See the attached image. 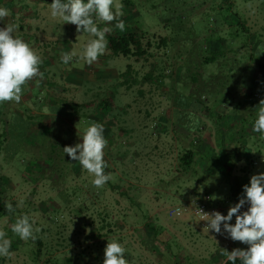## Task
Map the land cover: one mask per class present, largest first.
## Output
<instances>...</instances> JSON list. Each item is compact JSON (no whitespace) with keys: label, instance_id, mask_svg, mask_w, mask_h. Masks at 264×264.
Returning a JSON list of instances; mask_svg holds the SVG:
<instances>
[{"label":"rangeland","instance_id":"rangeland-1","mask_svg":"<svg viewBox=\"0 0 264 264\" xmlns=\"http://www.w3.org/2000/svg\"><path fill=\"white\" fill-rule=\"evenodd\" d=\"M131 1L150 28L143 43L148 44L147 49L155 58L148 56L136 65L131 57L113 56L107 48L89 66L78 56L93 37L76 30L77 44L69 52L75 51L76 58L66 65L61 60V50L54 46L42 48L39 52L46 57L45 64L50 62L49 58L55 59L54 65L45 68L50 74L33 80L38 84L25 93V103L15 109L11 102L0 104V177L3 178L0 188L5 185L8 188V191L0 189V209L5 208V202L15 207L13 214L6 208L1 210L7 213L0 218V230L11 239L10 250L19 255V264H103L104 248L109 240H116L126 248L125 258L130 264H206L216 249L229 252L246 249L245 244L232 241L227 233L215 237L200 229L190 213L174 220L168 218L166 211L172 206H191L209 194L214 207L226 215L243 192L239 188L237 194L226 178V169L234 158L241 157L236 163L246 167L249 178L264 173V139L253 130L246 131V126L254 125L258 104L264 99V0ZM166 18L168 24L163 25ZM57 22L62 36L63 21L58 18ZM97 23L101 28H114L116 22ZM217 36L222 38L221 42ZM162 37H172L174 41L161 45ZM152 43L155 47H151ZM214 44L220 45L216 49L218 57L204 63L203 58L210 54ZM129 63L136 72L121 75ZM74 79L81 85L72 83ZM48 87L54 88L58 95V88L67 89L62 98L50 100ZM138 91L142 93L140 96ZM248 93H252L250 99ZM74 99H87L85 108L72 105ZM171 105L180 111L172 114L171 122L176 126L181 120L183 127L212 124L218 140L212 138L213 133L210 142L221 144L217 163L206 155L204 159L196 157L190 170H179L178 156L188 142L196 140L193 133L180 145H169L167 139L161 144L163 153L161 146L154 149L153 143L157 142L151 139L159 130L157 120H162L163 110ZM146 106L153 107L155 118L138 113ZM41 110L49 116L53 114L52 123L59 118L67 119L64 111H72L70 117L77 119L78 128L84 129L92 122L101 123V113L106 112L115 130L132 129L119 141L128 143L117 148L123 158L107 163L105 171L113 179L97 189L91 183L93 177H88L77 161L65 160L63 148L68 145L65 140L68 134L63 135L62 146L43 145L46 142L39 130L24 136L23 121ZM138 124L144 125L142 130L150 138L143 149L130 144L140 132ZM170 127L167 125L169 133ZM229 143L232 153L227 147ZM44 152L50 156H44ZM41 160L44 162L39 163ZM142 161L150 166L142 173L144 179L140 176ZM111 168L115 171L107 172ZM241 183L248 184L244 180ZM246 209L247 205L242 211ZM25 214L42 229L35 241H22L11 231L16 219ZM149 221L162 230L156 241L143 243V232L151 237L146 229ZM234 222L235 217L231 223ZM75 237L83 250L80 258L69 246ZM56 238L61 243L65 238L64 246L68 248L58 253L51 249ZM38 240L48 242L41 246ZM3 258L0 257V264H7Z\"/></svg>","mask_w":264,"mask_h":264},{"label":"clouds","instance_id":"clouds-1","mask_svg":"<svg viewBox=\"0 0 264 264\" xmlns=\"http://www.w3.org/2000/svg\"><path fill=\"white\" fill-rule=\"evenodd\" d=\"M123 8L120 0H53L50 14L64 23L75 25L78 33H87L93 37L78 56L79 60L90 66L105 54L108 47L106 34L112 31L109 27H99L97 21L105 24L115 21V27L124 31L125 22L121 19L124 16ZM9 14L8 9L0 7V21ZM17 30L18 25L12 23L0 28V104L20 103L25 87L37 77L43 78L40 71L43 63L41 55L28 42L13 35ZM76 57L75 51L65 52L61 60L67 65ZM253 131L264 139V99L258 104ZM81 141L75 146H65L63 151L93 177L91 183L95 188H102L113 179L111 173L105 171L108 164L104 159V150L108 140L104 136L103 124L92 122L84 129ZM245 205L247 209L242 211ZM5 208L8 213L15 211L10 202H5ZM199 211L201 220L207 222L204 230H212L221 235L227 233L232 241L248 246L246 249L235 248L231 252L222 249L221 254L226 257L224 264H236L237 260L241 264H264V173L250 177V182L243 185L238 202L229 207L226 215L219 211ZM234 217L233 224L231 221ZM11 231L22 241L28 242L35 241L36 234L42 229L35 226V220L25 214L16 219ZM11 244L7 233L0 230V257L11 258ZM125 252L126 248L121 243L109 240L104 248L103 264H130L125 258Z\"/></svg>","mask_w":264,"mask_h":264},{"label":"crops","instance_id":"crops-1","mask_svg":"<svg viewBox=\"0 0 264 264\" xmlns=\"http://www.w3.org/2000/svg\"><path fill=\"white\" fill-rule=\"evenodd\" d=\"M53 2V0H0V7L6 8L9 10V16L6 17L3 21H0V28L5 27L7 24H16L18 25V30L14 32V36H18L22 38L25 42H28L31 47L36 50L40 51L42 48H50L51 46H54L56 50H61V52H70L73 50L74 46L77 44V36H76V26L68 23L62 22V36L59 35L58 33V18H53L50 14V4ZM62 2H66V0H62ZM120 2L124 5L123 11H124V16L121 18L125 22V30L120 31L116 27L111 28L112 32L116 33H123L126 31H132V32H141L146 36L147 34L150 33V28L149 26L142 20L141 14L136 11L135 6L133 5L131 0H120ZM107 27V26H106ZM69 34V35H68ZM87 34V33H86ZM148 45V44H147ZM145 46L143 43V48L145 49V54L141 57H134V56H129L132 59V63L138 65L142 60H145L148 56L149 58H155L156 55L152 54L150 49H147L148 46ZM220 46L219 44H214L212 47H210L211 50L218 49ZM53 47V48H54ZM151 47H155V44L152 43ZM83 48V47H82ZM39 52V54H40ZM110 55V54H108ZM112 55V54H111ZM114 56V55H113ZM43 59V63L41 65L40 71L43 74H50V71H46L45 68L50 67L55 64V59L52 60L50 59L49 63H44V60H46V57L41 56ZM47 61V60H46ZM132 63H129L126 68L127 73H135V70L133 69V66L131 65ZM61 62L57 64V66H60ZM153 65V64H152ZM76 71L74 70L73 73ZM97 72V71H96ZM77 78V74H75ZM136 79H134L135 81ZM43 82V81H41ZM72 83L76 84V86L81 85V82H78L76 79L71 81ZM35 84H38L35 81H31L24 89L22 99L20 103H15L11 102V106L13 109H15L18 105L25 103L24 98H25V93L30 90L34 89L36 86ZM48 84V83H47ZM129 87H127L128 89ZM67 87H63L61 89L58 88L57 91H60V94L58 95L55 94V89L48 87V90H50V100H56L62 98L61 94L66 93ZM77 89H73V93ZM147 93L150 95V91L148 89ZM142 93L138 91V95L140 96ZM250 94V95H249ZM252 93H248L247 96H251ZM75 100V101H74ZM72 101V105L78 107V108H85V105L87 104L86 101H81L74 99ZM138 100V98H137ZM91 103V100H88ZM114 107V106H113ZM116 108V107H114ZM42 109V108H41ZM179 108L174 107V105H171L169 108H166L163 110L164 112V117H162V120L159 118L157 120L159 124V130L157 132H154V138L151 140L156 141L157 143H153L154 149H157V147L160 148L161 144L166 141L167 139L169 140L168 142L169 145L171 143L175 145H180L183 144L187 139H190V132L187 131V128L183 127V123L181 120V124L174 125L172 121V114L174 112H180L178 110ZM45 110V109H44ZM153 107L146 106L143 109H139L138 113L139 114H144L147 118H155V110L153 111ZM123 113H126V110H122ZM65 116L68 115V117L65 118H59L56 122H51V117L53 114H49L46 111H35L33 114H31L30 117H26L25 122V127L23 129L24 136L26 134H34L38 132L42 133V138L45 144L43 145H50L54 146L57 145L60 142L63 141L65 138L66 134H68L69 137H67L65 140H67V146H75V144L82 142L81 138L83 135L84 128H78L76 126L77 119H73L70 117L71 112L64 111L63 114ZM204 111L201 110V115L203 116ZM55 115V114H54ZM85 115V114H83ZM183 115V114H182ZM87 116V115H85ZM89 116V117H88ZM88 118H92L91 115H88ZM108 114L106 112L101 113V124L104 126V136L108 140V146L106 147V152L104 159L106 160L107 163H110L112 160H121L123 158L120 157L121 155L119 154L118 147L122 145H128V143L122 142L121 144L119 141H123L122 136L125 134L129 135L130 131L132 129H118L115 130V125L111 123V120H108ZM86 117V119H87ZM28 118V119H27ZM105 120H108L107 123H104ZM202 120V119H201ZM200 120V121H201ZM206 121V118L204 119ZM50 122V123H49ZM163 123V124H162ZM185 123V122H184ZM157 124V125H158ZM167 125L171 126V132H168ZM144 125L138 124V129L140 132L135 136L134 139L130 141V144L132 145H138L140 149H143L144 147L147 146V142L150 141L149 136L144 133L142 128ZM247 130L251 132L253 130V126H246ZM138 130V131H139ZM6 131H8V127H6ZM34 132V133H33ZM26 133V134H25ZM213 128L211 123L204 122L203 125L193 134H196V140H193L192 143L188 142L187 147H192L197 151L198 157L204 159L207 156L211 158L213 162L217 163L218 159L217 158V153L220 154V151H218L219 146L221 144H215L212 145L210 142V138L212 137L211 135L213 134ZM212 137L213 139L216 137V133ZM250 134V133H249ZM218 140V138L216 137ZM235 139V138H234ZM57 142V143H55ZM232 142V141H231ZM23 145L26 146V143ZM62 146V145H60ZM216 146H218L216 148ZM42 147V146H40ZM228 150H231L230 143L227 145ZM34 147V151H35ZM161 151L163 150L161 146ZM38 150V149H37ZM2 151V150H1ZM0 151V154H1ZM105 151V150H104ZM165 151V150H163ZM162 151V153H163ZM231 153L233 152L232 150L230 151ZM44 156H50L49 153L44 152ZM65 154V153H64ZM138 155V154H137ZM139 156V155H138ZM66 160V158H70L67 154L63 156ZM241 158V157H235L233 164L231 163V172L232 176L234 177L233 179H236V181L240 182L239 185H241V181L244 180L246 182H250L249 175L247 174L248 170L246 167H242L239 165V163H236V161ZM44 162L43 160L39 161ZM149 162V161H148ZM205 162V161H204ZM151 163V162H149ZM156 165V162H154V167ZM142 167L143 171L140 172V176L142 179H144V175L142 173L145 172V169H149L150 166L146 165L145 162L142 161ZM137 170V169H136ZM109 171H115L114 168H111L107 170ZM86 172V171H85ZM90 175L88 174V177ZM91 177V176H90ZM242 187V185H241ZM243 190V187L240 188ZM140 191V190H139ZM241 191V190H240ZM50 239V238H47ZM69 241L71 242V239L68 238ZM61 239L56 238V242L54 246H51V249H54L56 253H58L61 250H65V248H68L65 245V238L62 239V243L60 242ZM47 241H40L41 246H44ZM72 243V244H71ZM69 245L70 248H72L75 251V254L80 256L83 254V250L81 251L80 247V240L75 237L74 241L71 242ZM82 258V257H81ZM19 255H12L11 258H3V262H7V264H19Z\"/></svg>","mask_w":264,"mask_h":264},{"label":"trees","instance_id":"trees-1","mask_svg":"<svg viewBox=\"0 0 264 264\" xmlns=\"http://www.w3.org/2000/svg\"><path fill=\"white\" fill-rule=\"evenodd\" d=\"M168 19L169 18L165 19V21L163 22V25L168 24ZM243 28H244V26H243ZM217 37H219V36H217ZM220 38L221 37H219L217 39H218V41L221 42L222 38L221 39ZM106 39L108 40V47L107 48L109 49L111 54L114 56L141 57L146 53L145 49L143 48L144 34L141 32L139 33V32L126 31L123 33H116V32L111 31L110 33L106 34ZM217 39H215V41ZM170 41H174L172 37H162L159 40V44L166 45ZM218 53H219V51L216 49L211 50L210 54L207 57L203 58L204 63L215 61V58L218 57ZM126 73H127V70L125 72H123V74H121V75H124ZM250 98L251 97L249 96V99ZM196 113H198V112H196ZM189 114H190V112H189ZM189 114L186 115V119H189L188 118ZM198 120H199V118H198ZM200 127H201V125L198 124L196 127L194 126V127H185V128H187V131H189L190 133H194ZM0 151H1V149H0ZM196 157H198L197 151L195 149H193L192 147H187V148L183 149V151L178 156V168H179V170H181V171L190 170L192 168V164L195 162ZM226 178H227V181H229V183L231 184L232 189H234L235 192L237 194H239V192H240L239 188H242L241 187L242 184L239 185L240 182L236 181V179H233L234 177L232 176L231 166L228 169H226ZM2 179L3 178L0 177V181ZM0 189H2L3 191H8V188L6 185ZM14 209H15V207H14ZM1 210H5V208L0 209V218L3 215H5V213H7V212H3ZM10 214H13V212ZM152 222L153 221H149V223L146 224V229H147V231L150 232L151 237H148L144 232L141 234L143 243H148V242L150 243L152 240L156 241V239H158V237H159V234H160L162 228L157 226L156 224H154ZM38 242L40 244L39 240H38ZM151 244H149L148 247ZM247 247L248 246L246 245V248ZM221 251H222V249H216L214 255L211 258L206 259V264H221L223 262V260L226 258L225 256H223L221 254ZM227 264H231V262H227ZM236 264H241V262L239 260H237Z\"/></svg>","mask_w":264,"mask_h":264},{"label":"built area","instance_id":"built-area-1","mask_svg":"<svg viewBox=\"0 0 264 264\" xmlns=\"http://www.w3.org/2000/svg\"><path fill=\"white\" fill-rule=\"evenodd\" d=\"M199 210H203L204 212H209V213H211L212 211H218L212 204L211 196L209 194H205L202 197V199L196 200L191 206L179 205V206L169 207L166 211V214L168 218L176 220L181 218L183 215L190 213L196 219L199 228L204 230V227L206 226L207 222L201 220V215ZM208 233L214 235L215 237H220L225 234V233L223 235L217 234L212 230H209Z\"/></svg>","mask_w":264,"mask_h":264},{"label":"water","instance_id":"water-1","mask_svg":"<svg viewBox=\"0 0 264 264\" xmlns=\"http://www.w3.org/2000/svg\"><path fill=\"white\" fill-rule=\"evenodd\" d=\"M225 260H226V258L223 260V262L221 264H224Z\"/></svg>","mask_w":264,"mask_h":264}]
</instances>
